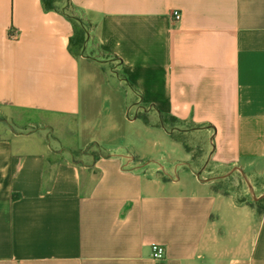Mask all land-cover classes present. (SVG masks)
<instances>
[{
  "label": "crops",
  "instance_id": "0c3cea01",
  "mask_svg": "<svg viewBox=\"0 0 264 264\" xmlns=\"http://www.w3.org/2000/svg\"><path fill=\"white\" fill-rule=\"evenodd\" d=\"M70 3L87 26L79 53L68 17L40 0H0V109L88 126L102 94V137L123 121L144 148L77 156L6 128L0 264H264V214L250 205L264 193L222 187L238 176L264 192V0ZM107 68L118 84L98 92ZM158 144L183 160L144 163ZM152 244L164 246L161 262Z\"/></svg>",
  "mask_w": 264,
  "mask_h": 264
},
{
  "label": "rangeland",
  "instance_id": "374dc122",
  "mask_svg": "<svg viewBox=\"0 0 264 264\" xmlns=\"http://www.w3.org/2000/svg\"><path fill=\"white\" fill-rule=\"evenodd\" d=\"M109 70L113 72L112 68H109ZM107 72L108 68L105 75L100 74V76H98L97 81H99L100 84L98 86V92L104 91L106 88L109 89L110 86H117L118 84L117 79ZM123 88L127 92L126 97L128 100L125 107L123 106L124 108H122V120L123 118L131 119L134 117V110L128 108L130 106L129 100L131 99V93L124 86ZM109 109V104L105 101L104 95H97V98L93 103V116H90V119L92 120L88 126V121L83 120L82 117L78 120H73L71 118L38 116L37 114L30 112L0 109V134L4 133L6 128L12 129L15 132H32L34 136L41 137L44 141L47 140V145L51 146L53 149L73 150L76 151L77 156H79L80 151L97 155L101 152L110 150L123 151L125 153L127 150H130L129 147H135L137 149L143 147L144 144L139 142L138 138H136L135 132L133 130H128L127 124L125 122L123 123V121H120L118 128L111 132H106L104 134L105 138L102 137V130L101 128L95 127L94 121H98L97 117L100 119L106 117L109 113ZM165 122L166 123L163 127L166 129L172 127V121L166 119ZM92 137L99 140L102 138L104 141H100L99 146H96V144L90 143ZM185 142L193 146L198 145L197 139H191L189 137L185 138ZM155 150L157 152L154 154V158L144 159V163L147 161H155V163L175 166L178 162L183 160V149L181 153H176L175 151H171L170 147L158 144L155 147ZM140 154L141 153H139V155ZM203 176L206 178L208 177V175L205 174H203ZM223 182H225V185L222 186L224 189L228 191H245L247 192L245 197L248 199L257 197L259 193H264L261 191H253L251 183H249L246 178L241 179L240 177L235 176V178H230ZM247 187L249 188L247 189Z\"/></svg>",
  "mask_w": 264,
  "mask_h": 264
},
{
  "label": "trees",
  "instance_id": "16d2710c",
  "mask_svg": "<svg viewBox=\"0 0 264 264\" xmlns=\"http://www.w3.org/2000/svg\"><path fill=\"white\" fill-rule=\"evenodd\" d=\"M42 7L45 11H54L58 12L62 15H65L70 19V21L74 24L75 29H74V34L69 40V46L72 51L74 52H81V50L84 47V44L86 42V37H87V26L83 23V21L71 15V11L73 9L70 0H40ZM170 121L173 122V120L170 118ZM47 144V140L45 141ZM50 151L57 150L56 148H52L49 146ZM66 150V149H62ZM251 207L255 208L256 212L258 215L264 214V199L259 200L256 203L250 204Z\"/></svg>",
  "mask_w": 264,
  "mask_h": 264
},
{
  "label": "built area",
  "instance_id": "2783aa9c",
  "mask_svg": "<svg viewBox=\"0 0 264 264\" xmlns=\"http://www.w3.org/2000/svg\"><path fill=\"white\" fill-rule=\"evenodd\" d=\"M172 17L175 21H179L181 19V15L179 12H173ZM17 33L14 30H10L9 37L12 39H15L17 37ZM165 248L162 245L159 244H152L150 246V254L152 260L156 262H161L164 258Z\"/></svg>",
  "mask_w": 264,
  "mask_h": 264
},
{
  "label": "water",
  "instance_id": "95a60500",
  "mask_svg": "<svg viewBox=\"0 0 264 264\" xmlns=\"http://www.w3.org/2000/svg\"><path fill=\"white\" fill-rule=\"evenodd\" d=\"M253 200H254V201H257V198H254Z\"/></svg>",
  "mask_w": 264,
  "mask_h": 264
}]
</instances>
